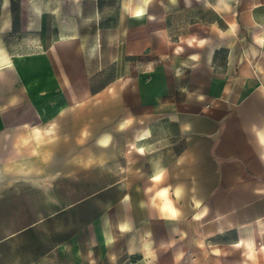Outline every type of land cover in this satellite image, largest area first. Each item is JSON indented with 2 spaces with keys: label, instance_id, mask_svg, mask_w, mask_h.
Returning a JSON list of instances; mask_svg holds the SVG:
<instances>
[{
  "label": "crops",
  "instance_id": "1",
  "mask_svg": "<svg viewBox=\"0 0 264 264\" xmlns=\"http://www.w3.org/2000/svg\"><path fill=\"white\" fill-rule=\"evenodd\" d=\"M50 263L264 264V0H0V264Z\"/></svg>",
  "mask_w": 264,
  "mask_h": 264
},
{
  "label": "rangeland",
  "instance_id": "2",
  "mask_svg": "<svg viewBox=\"0 0 264 264\" xmlns=\"http://www.w3.org/2000/svg\"><path fill=\"white\" fill-rule=\"evenodd\" d=\"M47 229H46V235H51V229H49V230H47ZM50 264H52V263H50Z\"/></svg>",
  "mask_w": 264,
  "mask_h": 264
}]
</instances>
